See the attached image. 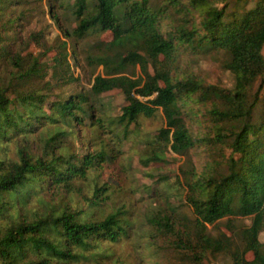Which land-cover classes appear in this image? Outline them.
<instances>
[{
	"label": "trees",
	"instance_id": "16d2710c",
	"mask_svg": "<svg viewBox=\"0 0 264 264\" xmlns=\"http://www.w3.org/2000/svg\"><path fill=\"white\" fill-rule=\"evenodd\" d=\"M48 5L50 19L72 46L63 39L49 44L43 29L22 35V21L43 9V0H0V264H125L111 243L130 238L131 206H114L111 187L99 185L98 175L91 178L90 195L83 188L117 154L104 141L76 152L68 136L90 142L105 127L114 136L121 129L125 138L132 124L157 112L165 127L151 132L143 166L164 163L170 152L183 157L199 150L208 159L181 169L177 194L168 186L154 190L158 205L149 202V212L139 217L140 248L152 256L163 252L156 264H207L219 254L229 264H264L262 81L251 90L264 76V0ZM59 9L66 10L65 19L74 18L72 34ZM107 32L109 39L99 37ZM90 35L98 37L80 48ZM31 42L42 52L24 53ZM210 51L227 55L231 86L205 82L183 63L188 54ZM51 53V65L39 60ZM80 67L92 78L87 91L80 86L54 94L78 82ZM115 89L124 105L110 126L97 102ZM86 128L93 129L91 136ZM148 194L141 196L150 199ZM239 217L250 223L237 224Z\"/></svg>",
	"mask_w": 264,
	"mask_h": 264
},
{
	"label": "rangeland",
	"instance_id": "374dc122",
	"mask_svg": "<svg viewBox=\"0 0 264 264\" xmlns=\"http://www.w3.org/2000/svg\"><path fill=\"white\" fill-rule=\"evenodd\" d=\"M218 4L221 6L223 5V2H218ZM250 5L252 4L249 3L247 6ZM58 13L60 22L62 24L67 22L66 26L68 27L69 32L72 34V28L75 25L74 18L68 16L65 19L67 13L65 9H59ZM49 14L48 0H43V9L32 12V17L22 21V35L25 37V34L28 31H38L43 29L45 31V38L49 44L54 42L59 44L60 40L63 39L72 46L74 41H72V39L70 40L62 37L61 32L57 28L56 24L50 19ZM97 37V35H90L89 38L83 40L82 43H80V48L81 46H84L86 42L87 44H91L92 41ZM99 37L109 39L110 34L107 32L100 35ZM57 38L59 39L57 40ZM40 52H42V49L31 42L25 48L24 53H32L33 56H35ZM51 55L52 53L42 55L39 60L43 63L47 62L49 66L51 65ZM227 58V55L222 51L192 53L188 54L183 63H187V65L192 68V72L198 76H201L205 82L210 84L216 83L221 86L229 87L233 84L234 79L233 74L224 68V63ZM89 69L91 68H88V70ZM100 70L101 68L97 69V71ZM44 76L48 75L44 74ZM76 76L79 79L78 82H70L69 84L63 85L62 87L55 89L54 94L59 93L60 90L65 92H74L76 89H80V86H82L87 91L88 87L90 86L89 79H92L89 76V71L84 72L80 67L79 73ZM261 81L263 84L261 86L259 97L264 101V76L262 79L258 78L256 80L251 90L255 91L260 86ZM62 82L63 80H60V84H62ZM100 105H102V108ZM123 105V94L118 89L100 94L97 102L98 110L102 113V117L107 120L106 124L110 123V126L115 124L117 117L120 114V108ZM197 108L198 107H196V109ZM255 109H260V105L258 103L256 104ZM192 115L194 116L193 112ZM191 119H196V116ZM191 119L189 118V120ZM90 122H92V120H88V123ZM161 127H165L164 118L160 112H157L156 116L153 118L141 117L138 120V123L132 124L129 127L127 136L125 138L120 135L121 129L115 130V132H118L119 134L117 137L112 134L113 131L110 133L105 127H100L98 129V134L100 136H96L95 139L90 140V142H81V140L77 139L75 135L68 136L71 139L70 142L72 143V148L76 152L86 153L89 149L94 148L93 145L90 144H94V146L96 145L98 148L101 142L104 141L109 145V147L114 148L113 153L117 154V159H115L111 164H104L102 171L92 172L89 175V179L83 182V188L84 193L90 195L93 186L91 178L95 175H98L97 178H99V185L107 184L111 187V201L114 206L120 204H126L127 207L131 206L130 218L135 221L133 223V232L131 233L130 238L124 239L119 243H111L112 250H114L116 255L121 257V260H123L125 264H156V261L154 260H156L158 257L165 256L163 252H161L158 256L148 255V251H143L140 248L139 243L142 230L140 229L139 217H143V212L148 210V206L150 205L149 202H152L151 205L154 207L158 205L157 198L154 195V190L168 186L170 187L172 194H177L176 189L180 186L179 180L182 181L181 169L189 170L193 165L199 166L206 158L208 159V157L205 156L204 153H200L199 150L189 151L188 154L183 157L170 152L167 154L166 161L164 163H150L148 166H143L140 158L143 154L144 148L146 147V142L151 138V132ZM92 128H86L84 130L87 131V136H91L89 134L93 133V129L96 131V128ZM84 131L82 133H84ZM118 150L120 153H117ZM150 174H152L153 177ZM147 190L150 191V195L148 194V196H151L150 199H147V195L142 197L147 194ZM77 198V202H80L83 204V206H86L83 197ZM106 206L108 208L111 207V203L107 204ZM185 209L189 212L187 207ZM236 223L249 224L250 217H239L236 219ZM220 229L226 234H229V231L226 230L222 224ZM259 238L264 242V231L260 233ZM247 257L251 258L252 254L247 253ZM229 262L230 259L227 255L219 254L210 256L209 262L207 264H229Z\"/></svg>",
	"mask_w": 264,
	"mask_h": 264
}]
</instances>
